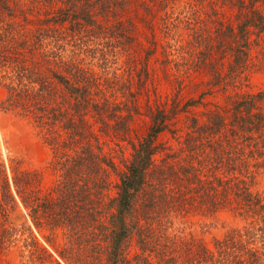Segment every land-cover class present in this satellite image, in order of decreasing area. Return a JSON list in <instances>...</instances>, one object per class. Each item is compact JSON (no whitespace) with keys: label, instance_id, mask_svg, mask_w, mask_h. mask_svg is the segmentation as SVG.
<instances>
[{"label":"trees","instance_id":"trees-1","mask_svg":"<svg viewBox=\"0 0 264 264\" xmlns=\"http://www.w3.org/2000/svg\"><path fill=\"white\" fill-rule=\"evenodd\" d=\"M133 4L158 18L141 57ZM153 55V73L204 89L141 111ZM257 70L264 0H0V111L36 130L52 177L0 157V264H264V88L242 89ZM213 89L223 107L195 113ZM220 212L234 222L209 243L187 229Z\"/></svg>","mask_w":264,"mask_h":264},{"label":"rangeland","instance_id":"rangeland-1","mask_svg":"<svg viewBox=\"0 0 264 264\" xmlns=\"http://www.w3.org/2000/svg\"><path fill=\"white\" fill-rule=\"evenodd\" d=\"M128 14L134 22V34L136 36L134 54L141 57L145 49L149 46V29L146 23L156 27L158 22L157 13L155 11L151 14H146L140 7L133 4ZM155 32L157 33V30ZM153 57L154 55L148 58L151 79L149 78L150 80L146 83L145 92L138 98L139 103L142 105L141 111L144 109L143 104L146 99L149 100V105L151 106L159 104L160 106L163 105L166 107H177V105L179 107L185 100L195 99L197 94L204 89L202 81L205 80V76L202 73L190 74L187 77L181 75L179 77V83L171 75L172 71L166 72L165 76H163L160 70H156L153 73ZM259 88H264L263 71L257 70L249 72L242 84V89L255 91ZM3 96L4 90L0 87V99ZM222 96L223 94L215 89L207 92L201 99V104L194 106L193 111L196 113L197 111L214 106L222 108L224 104ZM176 120L178 121L177 125H180L182 113L179 112L177 114ZM147 125L148 119L146 116L143 114L135 115L130 122L129 136L132 139L140 137L146 131ZM47 153V148L42 143L34 128L27 124L26 121L0 111V157L4 162L6 161V156L9 154L20 158L22 167L36 169L41 173L40 186L43 188L49 185L52 178L50 171L45 167ZM257 186L260 188L264 187V177L260 178ZM24 213L25 211L21 207H18L11 214L12 221L14 223L22 222L25 220ZM217 215L221 220H224V223L217 222L215 227L209 229L207 232H201L199 222L202 219L199 217H193L187 229L200 235L209 243L211 236H219L228 225L234 222L227 212H220ZM29 226L38 240L42 242L38 231L31 224ZM5 258L7 262L3 264H17L13 252H10Z\"/></svg>","mask_w":264,"mask_h":264}]
</instances>
